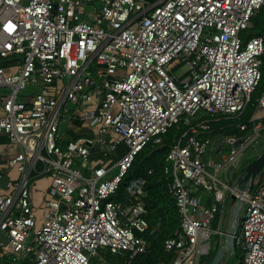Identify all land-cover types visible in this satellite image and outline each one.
Wrapping results in <instances>:
<instances>
[{"label": "built area", "instance_id": "1", "mask_svg": "<svg viewBox=\"0 0 264 264\" xmlns=\"http://www.w3.org/2000/svg\"><path fill=\"white\" fill-rule=\"evenodd\" d=\"M90 1L0 0V63L21 58L15 70L0 64V87L7 88L0 133L20 145L9 159L18 176L0 194L2 264H91L99 248L130 257L147 251L150 243L139 234L149 227L144 180H130L127 200L110 196L137 152L159 144L180 120L189 126L171 144L163 171L181 221L165 240L172 258L156 264H198L212 247L211 234L224 233L227 193L241 195L219 174L233 173L239 154L264 133V118L255 119L248 133L225 136L228 155L203 159L222 149L201 135L209 119L240 113L260 81L263 37L240 33L264 0H101L87 20L82 12ZM84 102L93 103L85 110L97 127L93 140L102 155L111 154L85 173L89 147L59 144L62 123ZM257 105L264 107V93ZM119 145L126 149L118 155ZM43 174L50 197L38 223L29 185ZM241 196L237 264H264V176Z\"/></svg>", "mask_w": 264, "mask_h": 264}, {"label": "trees", "instance_id": "2", "mask_svg": "<svg viewBox=\"0 0 264 264\" xmlns=\"http://www.w3.org/2000/svg\"><path fill=\"white\" fill-rule=\"evenodd\" d=\"M240 34L244 39L251 36H262L264 40V5L252 17V25L243 29ZM260 58L262 62L261 78L252 93L251 100L237 114H217L211 118L209 115L204 114L202 118H210V129L201 133L203 137L212 139L215 135L224 137L231 134L241 136L249 132L255 121L253 114L258 98L264 93V51ZM240 125H246L245 129L241 130ZM188 126L180 120L169 127L162 135V141L159 144L150 142L139 150L122 177L115 193L110 196L112 199L127 200L130 197L127 191L130 180L136 177H141L144 180L145 195L141 198V202L146 210L144 217L148 221L149 227L145 232L139 234L149 241V249L130 257L127 252L114 254L106 249L99 248L98 253L91 256V264H156L157 262H168L172 258L174 252L165 249V240L174 236L179 229L181 214L175 199L168 192L163 168L171 144L182 136ZM125 149L126 146L119 149V153L121 154ZM35 177L37 176L33 178ZM205 203H209V199ZM155 225H157V228L153 230ZM211 225L214 227L216 221L214 220ZM219 244L220 242H216V246L213 250H209L206 257L201 255L198 264H209ZM233 256H237L238 260L242 257V252L237 245H235V252L226 264H230V259Z\"/></svg>", "mask_w": 264, "mask_h": 264}, {"label": "crops", "instance_id": "3", "mask_svg": "<svg viewBox=\"0 0 264 264\" xmlns=\"http://www.w3.org/2000/svg\"><path fill=\"white\" fill-rule=\"evenodd\" d=\"M101 5V0H91L89 3H86L83 8L82 18L90 20L91 13L94 10L99 9ZM20 62L21 58H13L2 60L0 64L5 66L8 70H15ZM62 86V82L58 81L57 89H61ZM0 89L1 102V97L5 92H7V88L0 87ZM91 107H93L92 102H84L81 104V106L74 108L67 117V120L62 123L60 128L59 144L62 147L73 149L80 142L86 144L89 147L90 155L88 162L82 166V170L84 171V173L90 172L93 166H96L99 162L106 161V159L111 156V154H109L108 156L102 155L100 145H98L93 140V136L96 133L97 127H91L89 125V119L85 116V110H89ZM2 113L3 111L0 108V114ZM253 118H264V107L257 105L253 114ZM109 135L115 136L113 132H110ZM211 140L213 147H216V149L220 147L223 148L222 141L225 140V136L220 137L218 135H215ZM121 148H125V146H118V155L120 154L119 149ZM19 150L20 145L18 143L11 141L6 134L0 133V194L8 193L10 190H12V185L14 180L18 176V171L15 167L9 165V159L15 154H17ZM76 162L78 165H80L79 160H77ZM3 177L5 180L2 181ZM37 178L39 179H37L35 184L31 188L29 186V196L37 222L41 223L48 213V207L46 202L50 197L48 193L50 177L47 174H43L38 176ZM42 180H44V182L39 184V182H41ZM223 225H225V221L223 222ZM215 246L216 244L214 245V247ZM5 257L6 256L0 257V264L7 261ZM238 262L239 260L236 261V264Z\"/></svg>", "mask_w": 264, "mask_h": 264}, {"label": "water", "instance_id": "4", "mask_svg": "<svg viewBox=\"0 0 264 264\" xmlns=\"http://www.w3.org/2000/svg\"><path fill=\"white\" fill-rule=\"evenodd\" d=\"M249 146L253 147L257 155L244 164L234 180L241 195L243 193L250 194L255 183L263 177L264 173V135L258 137ZM3 180H5L4 177ZM241 195H230L233 208L226 222L223 240L218 245L209 264H220L221 262L226 264L230 256L235 252V239L245 208V200ZM6 240V234L0 229V241L5 243Z\"/></svg>", "mask_w": 264, "mask_h": 264}, {"label": "rangeland", "instance_id": "5", "mask_svg": "<svg viewBox=\"0 0 264 264\" xmlns=\"http://www.w3.org/2000/svg\"><path fill=\"white\" fill-rule=\"evenodd\" d=\"M185 67H182V70H184ZM1 90V89H0ZM222 150L219 152V153H216L215 151L213 153H211L210 151L206 152V154H204L203 156V159L206 163H213L214 161L218 159H222L223 156L225 155H228L229 154V151H230V145L224 140L222 141ZM257 155V153L255 152V150L253 149L252 146H249L248 148H246L242 153L239 154V156L237 157V166L234 167V172L233 174H230V175H224L223 173L219 174V177L224 180L225 182L229 183L230 185L234 182L236 176L239 174L241 168L244 166V164L249 161L251 158L255 157ZM107 160V159H106ZM240 165V166H238ZM207 170L209 171H212L213 168L210 166V165H207L206 166ZM37 177L31 179V182H30V188L35 184V182L37 181ZM44 180H42L41 182H39V184L43 183ZM203 194H205V192L203 191L202 192ZM230 202H231V198H230V193L228 192L227 195H226V200H225V225H223L222 223V228H226V222H227V219L230 215V212L232 210L233 207H230ZM213 222V221H212ZM218 225L216 224L214 226V228H217ZM224 237L223 234H218V233H212L211 234V243H212V247L211 249L213 250V244L214 242H221ZM210 249V250H211ZM203 257H206L207 253L205 254H202ZM238 260L237 256H233L231 259H230V264H236V261ZM222 264V262L220 263Z\"/></svg>", "mask_w": 264, "mask_h": 264}]
</instances>
